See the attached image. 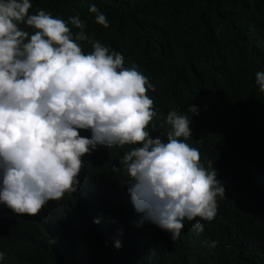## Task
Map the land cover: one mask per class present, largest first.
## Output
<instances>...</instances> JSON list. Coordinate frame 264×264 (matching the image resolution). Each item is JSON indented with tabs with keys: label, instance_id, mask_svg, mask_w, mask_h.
I'll use <instances>...</instances> for the list:
<instances>
[{
	"label": "trees",
	"instance_id": "16d2710c",
	"mask_svg": "<svg viewBox=\"0 0 264 264\" xmlns=\"http://www.w3.org/2000/svg\"><path fill=\"white\" fill-rule=\"evenodd\" d=\"M30 3V15L44 10L63 19L74 39L79 29L69 17L78 16L92 40L148 78L155 89L147 92L157 113L147 129L153 137L167 141L169 128L160 125L170 111L186 115L185 142L199 150L208 171L216 170L225 196L217 197L214 220L196 218L202 233L185 220L173 241L154 224H140L142 214L121 184L126 172L119 160L141 145H100L84 161L93 169L86 168L77 191L48 201L37 215L14 214L0 203V264H264V93L255 83V73L264 71V0ZM91 5L108 28L96 23ZM78 43L85 54L93 51L88 41Z\"/></svg>",
	"mask_w": 264,
	"mask_h": 264
},
{
	"label": "clouds",
	"instance_id": "9594fccd",
	"mask_svg": "<svg viewBox=\"0 0 264 264\" xmlns=\"http://www.w3.org/2000/svg\"><path fill=\"white\" fill-rule=\"evenodd\" d=\"M31 8L30 0H0V203L14 214L35 216L48 201L77 191L86 168L93 169L84 161L100 145H141L119 160L126 172L121 184L142 214L140 224H154L173 241L185 220L202 233L200 220L215 219L225 188L216 170L200 163L199 150L185 142L191 120L170 111L160 125L169 128L167 141L153 137L147 129L157 113L147 92L155 89L148 78L92 40L78 16L69 17L79 29L74 39L63 19L44 10L30 15ZM89 12L109 27L95 5ZM79 41L91 43L93 51L85 54ZM255 83L264 93V71L255 73ZM188 111L199 112L195 105ZM115 247H121L119 239ZM4 256L0 252V260Z\"/></svg>",
	"mask_w": 264,
	"mask_h": 264
}]
</instances>
